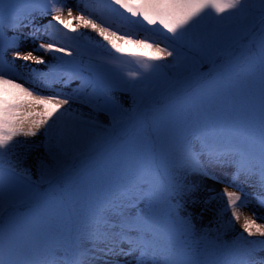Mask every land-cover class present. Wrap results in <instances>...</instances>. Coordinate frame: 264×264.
<instances>
[{"label":"snow or ice","instance_id":"obj_1","mask_svg":"<svg viewBox=\"0 0 264 264\" xmlns=\"http://www.w3.org/2000/svg\"><path fill=\"white\" fill-rule=\"evenodd\" d=\"M106 11L162 39L133 40L135 33L114 28ZM46 17L50 20L42 35L37 21ZM207 21L213 26L204 30ZM57 25L73 33L82 28L96 33L107 42L100 47L110 58H90L85 64L79 48L61 44L48 32ZM24 29L30 30L25 39L40 42L22 53ZM119 41L146 51L125 53ZM112 50L132 59L122 60ZM34 52L52 54L53 63ZM16 60L45 65V80L29 87L27 80L18 82L24 78L17 73ZM130 63L136 67L125 78ZM204 64L209 65L207 72L202 71ZM167 68L182 78L162 80ZM73 80L79 85L70 92L44 94L50 84L59 81L67 88ZM117 85L130 95V107L113 96ZM217 106L247 123L258 116L259 152L231 145L221 150L205 140L197 153L186 138L180 155L169 158V137L177 120L187 122ZM100 113L110 118L111 132L96 135L82 150L84 134L101 127ZM118 130H127L129 138L114 145L112 134ZM38 136L46 139L18 140ZM17 146L26 148L23 159L45 149V157L38 160L39 181L17 173L22 162L13 160ZM109 146L128 150L139 161L131 186L88 231L74 226V243L61 242L58 219L71 196L96 176L102 161L95 157ZM205 152L207 162L201 163ZM211 164L236 168L218 194L223 210L216 230H235V224L242 229L223 246L224 264H264V223L257 222L264 217L241 210L250 195L264 208V0H0V264H119L107 259L115 255L133 257L125 264H176L167 231L170 220L165 218L184 205L169 203L175 192L173 173L191 168L223 183L211 173ZM240 176L252 179L250 186L257 191L245 192L237 182ZM41 183L48 187L41 190ZM199 190L197 184H185L175 194L195 205Z\"/></svg>","mask_w":264,"mask_h":264},{"label":"rangeland","instance_id":"obj_2","mask_svg":"<svg viewBox=\"0 0 264 264\" xmlns=\"http://www.w3.org/2000/svg\"><path fill=\"white\" fill-rule=\"evenodd\" d=\"M250 3H255V0H250ZM123 12V10H121ZM105 15L109 17L115 24L123 28H127L131 31L141 33L144 37L155 36L156 39H162L159 34L153 31L141 28L139 25H129L127 21L123 20L115 13L105 12ZM127 16V13H124ZM50 17L43 18L37 21V25L40 27V33L44 34V27L49 23ZM55 23V22H52ZM212 22H205L204 30H209L212 27ZM49 33H54V40L59 41L63 45H71L73 49L79 48L83 53L81 59L87 64L89 59H108L110 58L104 50L100 47L101 44L95 40L94 35H85L83 31L73 33L64 29L63 26L57 25L56 29L49 28ZM30 35L29 29H24L20 34V44L26 43L25 47L32 50L33 47L40 41L33 42L31 39H25ZM46 39V37H45ZM143 39L142 37L132 38ZM28 40V41H27ZM122 46V45H121ZM110 47V46H109ZM125 49V53H137L144 52L142 46L137 47L134 43L128 46H122ZM29 51V50H28ZM45 55L50 61L52 54L40 53ZM56 55H60L56 53ZM112 55L120 57L122 60L130 61L132 59L129 55H122L115 53L112 50ZM65 59H70L65 57ZM30 61H14L17 73L25 80L32 83H39L45 80V75L48 71L45 65L32 64ZM136 65L130 63L125 67L124 75L128 69H134ZM209 65L204 64L202 71L207 72ZM35 71H32V70ZM162 80H172L176 78H182L177 76L176 70L173 68H167L163 70ZM63 75V74H61ZM47 83V81H45ZM79 81L73 80L67 88H65L59 81L50 84L48 88H52L57 91L70 92L78 87ZM28 87V86H26ZM113 96L121 102L124 107L131 106L130 95L124 91H121L119 86L115 87ZM98 123L101 127L90 130L84 134V139L81 141L79 147L83 150L86 148L87 143L95 138L96 135L109 134L111 132L110 118L105 113H100L98 116ZM113 144L118 145L123 140L129 138V132L127 130H118L113 133ZM191 141L194 150L199 153L202 149V142L208 141L215 145L218 149L223 150L225 146H239L241 148L249 149L254 152L260 150V138H259V121L257 119L251 123H247L241 119L233 118L226 109L222 110L220 106H217L214 110L209 108L207 113L194 114L191 120L184 122L182 119L177 120L175 126L171 129V135L169 137L171 152L169 158L180 155V149L185 139ZM27 139L29 142L42 143L46 139L43 136L35 138L20 137L18 140L24 141ZM17 156L13 157V160L20 159L22 162L17 164V173L21 176H30L32 181H39L40 176L37 171L38 160L45 157V149L40 147L27 153V159H23L26 154V148L17 146ZM106 153V154H105ZM105 153H99L95 159L102 161L101 167L93 178L91 183L86 187L80 189L77 193H74L68 204L66 210L58 219L59 233L61 242H67L69 244L74 243L71 238V232L74 226L79 227L82 231H88L92 222L100 217L106 215L105 209H108L113 203L121 202L122 193L125 188L131 186V181L137 173L139 161L128 150H120L113 146H109ZM207 154L200 157L201 163L207 162ZM231 159V157L229 158ZM193 167L195 165L193 164ZM211 173L223 183L216 180L209 179L198 172L193 171L191 168L188 170L180 169L173 173L174 180L172 187L175 192H182L184 185L197 184L199 185V191L195 194L198 203L191 205L185 203L180 199L178 195L173 193L168 197L171 205L183 204V210H175L169 219L167 231L171 246L174 251L171 253V258L176 264H224L226 254L223 251V246L226 243H230L235 239V236L242 231L239 224H235V230H222L217 231V219L218 213L223 210V201L219 197V193L228 185V182L233 179L236 171L234 164H211L208 166ZM163 172L164 169L162 168ZM167 175V173H165ZM237 182L241 185L247 193H253L257 191L250 185L253 180L240 176L237 178ZM41 190L46 189L48 185L41 183ZM229 190H236L229 188ZM171 191V189H170ZM215 197V199H213ZM250 203L247 207L241 210L245 215H252L254 212L257 216L264 217V208L256 203L252 196H249ZM205 201H208L205 203ZM67 208L71 209V212L67 211ZM21 211H27L26 208H22ZM135 214V210H133ZM230 215V213L228 214ZM227 219V217H225ZM258 223H264V219H257ZM246 235V234H245ZM258 239V238H256ZM85 247H92L91 244L86 243ZM127 249V245H123ZM111 261H119V264H125V261H131L133 257H125L122 255H115L107 257ZM88 264H96L95 261H88Z\"/></svg>","mask_w":264,"mask_h":264},{"label":"bare ground","instance_id":"obj_3","mask_svg":"<svg viewBox=\"0 0 264 264\" xmlns=\"http://www.w3.org/2000/svg\"><path fill=\"white\" fill-rule=\"evenodd\" d=\"M113 22V21H112ZM74 24H75V22H73ZM118 24H115L114 22H113V27L115 28L116 26H117ZM123 28V27H122ZM81 31H83V33L85 34V35H91V36H93L94 35V37H95V40L96 41H98V42H100V43H103V44H106L107 42L106 41H103V39L101 38V37H99L96 33H94V32H91L90 30H86V29H80ZM132 32H134L135 33V35H133V37L132 38H137V37H142V38H144V36L141 34V33H139V32H136V31H132ZM29 40V39H28ZM27 40V41H28ZM118 43H120L122 46H128V45H132V43H124L123 41H119ZM135 44V43H134ZM25 45H26V43H21L20 44V51L22 52V53H24V52H26V51H28V50H30V49H28V48H26L25 47ZM136 45V44H135ZM137 46V45H136ZM138 47V46H137ZM34 55L35 54H40V53H36V52H34L33 53ZM44 57H45V59L46 60H48V61H50L45 55H44ZM21 61H23V60H21ZM32 64H35L34 62L32 63ZM25 81V79H23V80H18V82H24ZM25 86H31V84L30 83H25ZM51 90H53L52 88L50 89V88H45V89H43V91H44V94H49L50 93V91ZM57 91H62V89H59V90H57Z\"/></svg>","mask_w":264,"mask_h":264}]
</instances>
